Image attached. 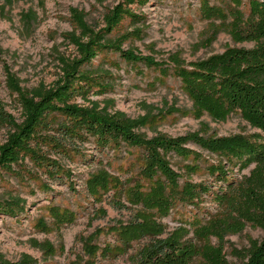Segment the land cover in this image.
Segmentation results:
<instances>
[{"label": "trees", "instance_id": "obj_1", "mask_svg": "<svg viewBox=\"0 0 264 264\" xmlns=\"http://www.w3.org/2000/svg\"><path fill=\"white\" fill-rule=\"evenodd\" d=\"M3 1L0 11L5 14L12 0ZM148 1L117 0L105 15L106 25L101 28L92 26L82 10L71 7L75 29L66 37L76 47L78 56H59L61 73L52 85L40 83L32 89L23 87L17 73L3 62L1 56L7 50L0 45L5 84L21 108V120H18L0 99V128L7 130L6 140L0 145V176L2 170L14 171V167L27 158L48 177L58 176L57 169L63 168L59 159H70L73 153L84 155L80 145L91 139L96 149L105 153L113 150L130 156L138 150L139 175L131 177V181L139 190L121 181L112 173V166L101 160L100 167L87 180L88 193L101 201L112 188L119 186V197L112 202L115 207L128 208L120 199L126 196L131 206L142 207L140 215L143 216L151 215V209L155 208L168 215L178 203L197 208L205 197L209 198L217 211L208 212V221L182 222L164 236L163 224L149 222L141 216L128 228L131 239L122 240L120 244L125 252L136 238H150L132 256V264H202L205 247L213 233H223L224 229L227 233H239L240 224L247 221L258 222L264 231V2L254 0L251 4L255 9L253 16L241 22L247 35L244 37L253 41L254 46H230L225 52L188 62L175 53H171L168 60H157L152 54L143 55L137 49L123 47L129 32L117 35L115 30L126 18L134 25L144 23V14H138L133 5H146ZM44 4L42 0L41 6ZM20 15L23 31L32 34L38 20L37 12L29 8ZM144 30V26H137L132 32L142 37ZM107 52L117 55L130 70L142 71L143 67L156 70L160 73L158 81L175 75L202 112L221 120L224 114L239 111L260 132L230 135L189 132L171 136L155 130V134L149 136L142 129L151 127V112L131 118L125 112L111 110L114 103L111 100L102 106L100 101L90 99V95L113 89L111 75L105 73L104 66L95 67L94 62ZM102 74L108 79H102ZM75 97H81L88 105L73 101ZM52 116L59 118L51 121ZM190 144L216 159L205 160ZM177 157L183 162L184 172L173 167V159ZM187 160L190 162L184 163ZM251 165H254L252 175L242 179L234 177L235 168L242 171ZM197 169L212 175L218 188L212 190L203 182H193L190 177ZM68 173L66 176L70 179V171ZM143 180L151 182L150 189L145 192ZM46 187L51 189L49 185ZM24 211L26 199L20 196L0 199V214L19 216ZM67 212L68 220H73L72 211ZM240 261L241 264H264V233L261 238L250 240L249 246L241 252ZM34 263L36 260L29 254L12 262L0 252V264Z\"/></svg>", "mask_w": 264, "mask_h": 264}, {"label": "rangeland", "instance_id": "obj_2", "mask_svg": "<svg viewBox=\"0 0 264 264\" xmlns=\"http://www.w3.org/2000/svg\"><path fill=\"white\" fill-rule=\"evenodd\" d=\"M253 1L149 0L146 5H133L138 14H144V23L134 25L126 18L115 31L117 35L129 32L124 48L137 49L143 55L152 54L157 60H168L169 55L175 53L188 62L196 61L225 52L230 46H254L253 41L246 40L244 25H241L242 21L253 16ZM41 2L12 0L11 6L5 8V14L0 11V45L7 50L1 58L17 73L22 86L27 89L40 83L52 85L60 77V55L78 56L76 47L66 37L75 29L71 7L82 10L92 26L101 28L106 25L105 15L118 3L117 0H44L42 7ZM260 2L263 4L264 0ZM3 3L0 0V7ZM29 8L38 14L30 35L23 31L20 15ZM137 26L145 28L142 37L132 32ZM94 62L95 67L104 66L105 73L111 75L113 89L90 95V99L100 101L102 106L111 100L114 102L111 110L125 112L131 118L151 112V127L142 129L149 136L154 135L155 130L171 136L189 132L218 135L260 132L239 111L224 114L221 120L202 112L173 74L158 81L160 73L156 70L145 67L142 71L130 70L110 52L103 53ZM103 74L102 79H108ZM0 99L7 105V110L21 120V108L5 84L2 62ZM73 101L88 105L81 97H75ZM55 118L59 116L50 119ZM6 137L7 130L0 128V145ZM80 146L84 155L73 153L70 159H59L64 170L57 169L58 176L53 178L38 169L29 158L16 165L14 171L2 170L0 199H8L10 195L26 199V211L19 216L0 214V252L6 259L18 262L29 254L36 260L34 264H132V256L150 241L149 237L141 240L138 237L132 241L130 249L123 252L120 244L122 240L131 239L128 228L135 219L143 216L140 215L142 207L131 206L123 196L120 199L128 208H116L112 202L119 197V186L112 188L101 201L87 190V180L100 167L101 160L112 166V173L121 181H127L134 190H139L131 181V177L139 175V151L130 156L113 150L105 153L96 149L93 139ZM189 146L201 152L205 160L216 159L194 144ZM51 157L58 158L56 155ZM172 164L176 170L184 172L183 162L178 157ZM253 169L254 165L242 171L235 168L234 177L250 176ZM197 170L192 171L190 178L193 182H203L212 190L218 188L212 175ZM68 171L70 179L66 176ZM142 184L144 192L151 187L150 181L143 180ZM46 185L51 189L48 190ZM151 210V215H144L143 219L163 224L166 236L182 222L199 224L208 221V212H216L217 207L205 197L200 207L178 203L168 215L159 208ZM67 211H72L73 220H68ZM240 228L239 233H227L224 229V237H221L223 233H213L205 247L202 264H241L242 250L249 246L250 240L261 238L264 231L258 222L251 221L240 224Z\"/></svg>", "mask_w": 264, "mask_h": 264}]
</instances>
